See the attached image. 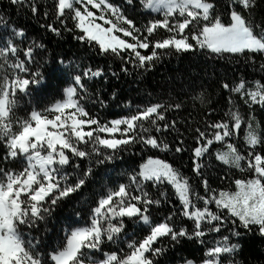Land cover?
<instances>
[{
    "label": "snow or ice",
    "instance_id": "6c2138e0",
    "mask_svg": "<svg viewBox=\"0 0 264 264\" xmlns=\"http://www.w3.org/2000/svg\"><path fill=\"white\" fill-rule=\"evenodd\" d=\"M137 3L150 17L142 24L128 14ZM262 4L53 0V22L42 27L56 36L78 32L77 41L111 62L93 66L61 57L65 86L47 98L41 95L46 45L28 40L27 29L0 11L6 30L0 35V264H161L171 248L189 241L202 253L181 257L182 264H244L240 239L253 231L264 237V76L222 77L228 96L220 107L201 83L148 93L144 104L128 101L126 114L111 119L92 111L108 102L90 85L121 73L140 77L165 57L196 51L255 66L264 58V16L255 15ZM9 5L33 15L41 9L39 0ZM259 70L264 73V62ZM190 103L200 119L191 116ZM136 148L142 163L111 180L109 166ZM184 153L187 171L176 165ZM213 168L224 173L216 187ZM86 188V207L56 245L34 234L41 225L47 232L57 209Z\"/></svg>",
    "mask_w": 264,
    "mask_h": 264
},
{
    "label": "trees",
    "instance_id": "16d2710c",
    "mask_svg": "<svg viewBox=\"0 0 264 264\" xmlns=\"http://www.w3.org/2000/svg\"><path fill=\"white\" fill-rule=\"evenodd\" d=\"M39 2L41 9L36 15H33L26 7L9 5V0H0V11L5 13L6 19L10 16V23L14 22L17 26L27 29L28 40L35 38L38 42H43L46 45L47 50L43 52V57L47 62L44 63L42 61L43 67L41 71L45 73V82L41 95L42 98H47L65 86V73L61 71L64 66L58 63L61 57L64 58L65 62L68 60L80 62L81 58H83L85 65L91 64L93 66H106L111 61L97 55L87 45L77 41L74 37L78 32H64L61 36H56L42 27L46 23L53 22L51 18L53 0H39ZM115 2L122 3V0H115ZM220 4L223 7L224 0H220ZM43 5H47V8L43 7ZM44 11L50 13L49 18L43 16ZM128 14L135 16L140 24L150 18L141 14L139 3H137V11L133 12L131 9H128ZM255 15L257 20L261 16H264V4L256 9ZM69 26L71 27V23ZM5 31V29L0 27V35H4ZM163 34L161 32L158 35ZM38 59L40 58L38 57ZM261 62H264V58L257 57L255 66L244 63L242 58L239 63L234 61L229 62L227 59H209L200 51L165 57L154 69L144 73L140 77H136L135 75L126 76L121 73L118 77L109 75L107 81L103 78H97L91 83L90 90L94 92L97 89H101V95L108 102V107L101 109L97 105L92 111H98L101 116L111 119L114 116L126 114L124 105L128 101H131L133 105H142L149 99L148 93H152L153 97L169 91L177 93L185 89L187 85L194 86L201 83L210 94L214 107H220L228 96L227 90L220 88L222 77L226 76L229 81L238 80L240 77H244L247 80L259 79L264 76V73L259 70ZM113 70L119 71L118 61L113 63ZM113 91L118 94L115 100L111 99ZM189 112H191V116L195 119H200L201 113L193 111L191 103L189 104ZM19 114L22 115L23 111H20ZM180 115L187 116L188 112H182ZM257 118L259 119V116ZM139 151V148H136L133 150V154L125 153L123 154V160H117L114 166H109L111 180H115L121 170L130 169L142 163L140 155L137 154ZM159 155L161 158H164L163 153ZM168 158L171 162V154H169ZM181 164L184 165L183 170L187 171L189 164L188 153H184L182 157L178 156L176 158V165L179 166ZM84 166H87V161L84 162ZM100 171L103 172L104 169ZM223 174L222 171H217L215 168L209 170L213 187L220 185L221 182L218 177ZM91 187H97V185H90ZM89 195H91L89 188H86L79 195L74 194L71 200L57 209L53 219L47 226L48 231L45 232L44 226L41 225L40 232L34 234L41 236L44 243L50 246L56 245L63 238V229L70 221L76 219L75 212L82 211L86 207L83 204V200ZM173 200L175 201L174 197ZM239 243L242 245V251L238 258L243 260L244 264H264V237L253 231V233H249L240 239ZM121 247L127 251L125 245H121ZM105 250L107 251V249ZM201 253V246L198 243L189 241L182 247L175 246L171 248L165 256L160 258V261L161 264H182L181 257L193 258L198 257Z\"/></svg>",
    "mask_w": 264,
    "mask_h": 264
}]
</instances>
